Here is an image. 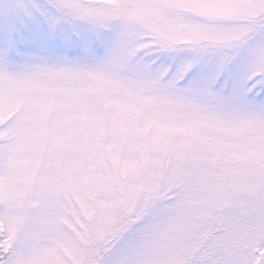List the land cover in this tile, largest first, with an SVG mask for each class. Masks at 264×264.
Masks as SVG:
<instances>
[{
	"label": "snow or ice",
	"instance_id": "snow-or-ice-1",
	"mask_svg": "<svg viewBox=\"0 0 264 264\" xmlns=\"http://www.w3.org/2000/svg\"><path fill=\"white\" fill-rule=\"evenodd\" d=\"M0 264H264V0H0Z\"/></svg>",
	"mask_w": 264,
	"mask_h": 264
}]
</instances>
